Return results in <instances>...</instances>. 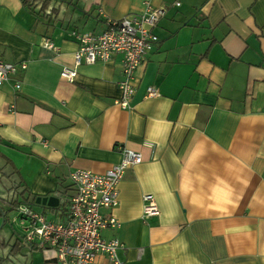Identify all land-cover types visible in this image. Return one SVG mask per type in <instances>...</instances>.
Instances as JSON below:
<instances>
[{
	"label": "crops",
	"instance_id": "crops-1",
	"mask_svg": "<svg viewBox=\"0 0 264 264\" xmlns=\"http://www.w3.org/2000/svg\"><path fill=\"white\" fill-rule=\"evenodd\" d=\"M150 1L166 10L121 108V53L79 64L72 81L60 70L73 66L75 34L140 14L143 0H48L33 11L0 0V59L27 65L0 85V170L14 174L18 203L65 220L69 172H104L125 146L142 160L119 181L117 205L100 210L120 221L101 235L122 243L123 264H264V0ZM144 193L158 215L142 218ZM29 248L35 264H54L51 250ZM95 262L110 264L103 253Z\"/></svg>",
	"mask_w": 264,
	"mask_h": 264
},
{
	"label": "built area",
	"instance_id": "built-area-1",
	"mask_svg": "<svg viewBox=\"0 0 264 264\" xmlns=\"http://www.w3.org/2000/svg\"><path fill=\"white\" fill-rule=\"evenodd\" d=\"M176 5L179 2H175ZM165 6H154L143 0L140 14H128L119 19H109L107 27L98 34L81 32L75 34L79 46L73 52V66L63 65L60 76L72 81L76 67L81 63L105 61L114 53H121V74L118 81L120 97L116 103L128 108L134 92V70L142 62L146 52L157 41L152 27L164 15ZM46 47H53L45 39ZM26 62L12 63L0 59V85L26 69ZM20 81L13 79L12 89L17 91ZM153 87L147 95H156ZM121 158L104 172L75 168L69 172L74 193L65 201V220L47 219L42 211L20 202L14 207L22 225V239L28 245L53 252L54 264H96L95 256L103 253L110 264H123L118 255L122 243L117 238H105L101 231L106 227H119L120 221L113 215H104L101 208L111 209L118 202V183L126 169L142 160L139 151L120 147ZM158 206L151 193L142 195V218L156 216Z\"/></svg>",
	"mask_w": 264,
	"mask_h": 264
},
{
	"label": "rangeland",
	"instance_id": "rangeland-1",
	"mask_svg": "<svg viewBox=\"0 0 264 264\" xmlns=\"http://www.w3.org/2000/svg\"><path fill=\"white\" fill-rule=\"evenodd\" d=\"M5 172H7V170H0V197L8 200L11 198L17 199L15 197V189L12 186L15 180L14 174L7 175ZM0 207L7 210L8 205L5 201L0 199ZM33 207L37 208V206ZM6 210L3 224H1L2 219L0 215V239L4 238L6 241L8 240L9 244L4 248L0 246V264H35L37 258H39L40 261V253L37 252L38 249H30L29 245L23 240L20 241L19 249L10 251V248L12 250L11 245L14 243L15 238L22 236V225L20 224L19 213L16 209L12 208ZM44 211L48 218L53 217L52 214L48 213V209Z\"/></svg>",
	"mask_w": 264,
	"mask_h": 264
},
{
	"label": "trees",
	"instance_id": "trees-1",
	"mask_svg": "<svg viewBox=\"0 0 264 264\" xmlns=\"http://www.w3.org/2000/svg\"><path fill=\"white\" fill-rule=\"evenodd\" d=\"M22 1V3H23V5L25 6V7H27V9H29V10H32L33 11V9H34V7L36 6V4H40L41 6H40V8H42L43 6H45L46 5V3L48 2V0H21ZM26 199V198H25ZM3 201H5L6 203H7V205H8V207H7V210H9V209H12V208H14L15 207V205L18 203L17 202V199H10V200H8V199H2ZM33 200H31V201H29V202H31V203H33L32 202ZM25 202H27L26 200H25ZM2 210L4 211V216H5V210L6 209H3L2 208ZM6 210V211H7ZM23 240V239H22ZM8 243H7V241L4 239V238H1L0 239V246L1 247H4V246H6Z\"/></svg>",
	"mask_w": 264,
	"mask_h": 264
},
{
	"label": "water",
	"instance_id": "water-1",
	"mask_svg": "<svg viewBox=\"0 0 264 264\" xmlns=\"http://www.w3.org/2000/svg\"><path fill=\"white\" fill-rule=\"evenodd\" d=\"M51 198L52 197H40V196H38L35 198V203L49 205L51 203ZM0 215H1V219H2L1 224H3L5 216H4V211L2 210L1 207H0Z\"/></svg>",
	"mask_w": 264,
	"mask_h": 264
}]
</instances>
